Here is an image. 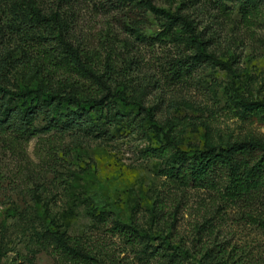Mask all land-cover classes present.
Listing matches in <instances>:
<instances>
[{"label":"trees","instance_id":"obj_1","mask_svg":"<svg viewBox=\"0 0 264 264\" xmlns=\"http://www.w3.org/2000/svg\"><path fill=\"white\" fill-rule=\"evenodd\" d=\"M83 10L116 27L120 34L111 36L113 44L87 45L94 36L81 28ZM207 12L219 26L242 29L253 45L264 48V0H182L175 9L157 0H0V140L28 158L29 143L52 133L102 137L134 130L139 122L167 136L155 118L156 108L144 105L147 86L130 81L140 63L136 42L162 51L155 70L170 85L206 66L228 72L236 116L263 127L264 100H247L234 82L242 56L235 51L245 43L218 41L220 35L203 28L200 19ZM111 31L100 34V41ZM168 154L164 148L162 156ZM168 175L211 192L218 197L215 204L251 209L264 200V134L226 147L181 152ZM39 179L32 178L33 188L27 189L35 211L43 204ZM48 214L38 212L34 218V239L58 264H129L104 244L73 238ZM101 218L108 223V216ZM212 218L196 226L190 248L176 243L172 233L148 234L118 219L107 232L124 244L122 252L134 259L130 264H242L234 248L203 242Z\"/></svg>","mask_w":264,"mask_h":264},{"label":"rangeland","instance_id":"obj_2","mask_svg":"<svg viewBox=\"0 0 264 264\" xmlns=\"http://www.w3.org/2000/svg\"><path fill=\"white\" fill-rule=\"evenodd\" d=\"M180 1L157 0V4L175 9ZM211 13L201 17L203 28L220 35L218 41H231L235 46L245 43L235 51L242 54L235 64V86L247 100H264V48L253 45L242 29L219 26ZM81 17V28L95 37L87 41L90 47L111 45L115 42L109 41L111 36L120 34L108 20L87 10ZM110 29L107 40L100 41L99 35ZM156 31L154 26L151 34ZM134 46L139 49L136 58L140 63L130 81L147 86L144 105L156 108L155 118L167 136L139 122L134 130L102 137L52 133L29 143L28 158L0 140V264H29V260L58 264L34 239L38 212H48L73 238L84 244H104L121 259L128 258L129 264L134 259L122 252L124 244L108 236L112 221L133 223L152 235L172 233L176 243L190 248L195 245L196 226L213 216L204 243L234 248L242 264H264V200L251 209L215 204L219 200L211 192L186 186L168 175L179 153L226 147L264 134V126L236 116L228 72L206 66L182 83L170 85L155 70L158 57H164L162 51L137 42ZM164 148L169 149L167 156H162ZM35 177H40L43 195L38 211L27 191L33 188ZM13 210L18 212L10 217ZM101 210L109 217L108 223L101 218Z\"/></svg>","mask_w":264,"mask_h":264}]
</instances>
